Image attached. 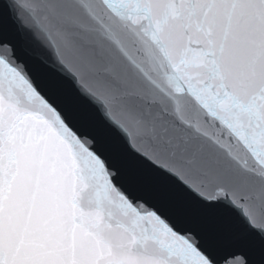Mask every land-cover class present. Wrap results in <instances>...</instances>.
Instances as JSON below:
<instances>
[{"label": "snow or ice", "instance_id": "1", "mask_svg": "<svg viewBox=\"0 0 264 264\" xmlns=\"http://www.w3.org/2000/svg\"><path fill=\"white\" fill-rule=\"evenodd\" d=\"M0 264H264V0H0Z\"/></svg>", "mask_w": 264, "mask_h": 264}]
</instances>
